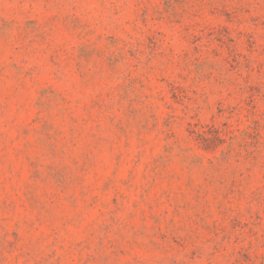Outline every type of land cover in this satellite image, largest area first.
<instances>
[{"label": "rangeland", "instance_id": "1", "mask_svg": "<svg viewBox=\"0 0 264 264\" xmlns=\"http://www.w3.org/2000/svg\"><path fill=\"white\" fill-rule=\"evenodd\" d=\"M0 264H264V0H0Z\"/></svg>", "mask_w": 264, "mask_h": 264}]
</instances>
